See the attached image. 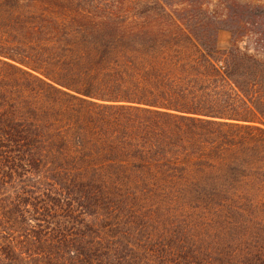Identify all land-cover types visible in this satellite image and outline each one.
Returning <instances> with one entry per match:
<instances>
[{
    "label": "trees",
    "instance_id": "16d2710c",
    "mask_svg": "<svg viewBox=\"0 0 264 264\" xmlns=\"http://www.w3.org/2000/svg\"><path fill=\"white\" fill-rule=\"evenodd\" d=\"M0 264H264V0H0Z\"/></svg>",
    "mask_w": 264,
    "mask_h": 264
},
{
    "label": "rangeland",
    "instance_id": "374dc122",
    "mask_svg": "<svg viewBox=\"0 0 264 264\" xmlns=\"http://www.w3.org/2000/svg\"><path fill=\"white\" fill-rule=\"evenodd\" d=\"M230 38H231L230 33L227 30L221 29L220 31H218L217 38H216V44H217L218 50L224 51L228 49V47L230 46ZM245 44L246 42L242 43L241 46H244ZM88 220L92 221L93 219L88 218ZM189 227H191V225L185 226L183 224H179L178 226H175L174 222L173 223L167 222V223H164L163 225H161V223H156V224L154 223L153 226H148L147 228H148V232L155 233L157 235L163 236L162 238H164V236H171L172 233L174 234V232H176V229L178 230L184 229L186 232H188ZM136 238H140V235L137 236Z\"/></svg>",
    "mask_w": 264,
    "mask_h": 264
}]
</instances>
